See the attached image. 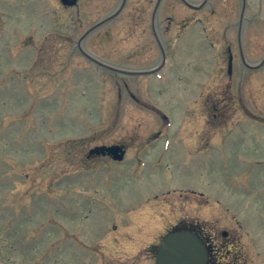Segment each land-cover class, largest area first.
Returning a JSON list of instances; mask_svg holds the SVG:
<instances>
[{"label": "rangeland", "instance_id": "1", "mask_svg": "<svg viewBox=\"0 0 264 264\" xmlns=\"http://www.w3.org/2000/svg\"><path fill=\"white\" fill-rule=\"evenodd\" d=\"M155 1L127 0L116 19L87 39L86 49L113 66L155 65L160 58L150 27ZM120 2L79 0L65 9L59 0H0V264H108L103 259L110 264H153L144 262V251L129 239L134 233L125 226L127 220L117 239L105 240L103 235L115 223L112 200L134 203L133 194L163 187L161 175H147L145 185L135 186L123 182V172L116 170L109 182L101 173L105 169L90 165L86 174L72 158L80 146L112 144L124 141L121 136L133 130L160 127L155 115L146 111L149 108L134 105L123 88L118 99V82L131 86L133 79L144 88L148 103L172 121L170 131L259 129L264 135V64L258 70H242L235 58L241 0H210L198 11L180 0H162L158 28L169 53L162 80L116 76L75 51L78 37ZM247 3L244 40L248 61L256 64L264 57V0ZM228 46L234 59L231 74L222 61ZM196 71L202 83L201 116L184 118L182 104H171L169 98H197L193 84L188 88ZM164 86L169 88L163 97L167 101L157 95ZM240 97L260 124L242 115L233 100ZM210 98L226 104L223 122L213 121L212 112L207 113L204 103ZM247 134L243 139L232 136L224 149L202 155L194 170L186 167L195 179L202 164L212 161L201 169L204 179L198 189L204 198L200 212L189 221L213 227L218 234L237 233L242 260L239 256L232 261L230 256L222 258V264H264V144ZM221 170H227L223 178ZM121 207L125 206L114 209ZM162 212L139 216L145 240L148 233L149 242L158 239L154 236L176 224L168 210Z\"/></svg>", "mask_w": 264, "mask_h": 264}, {"label": "flooded vegetation", "instance_id": "2", "mask_svg": "<svg viewBox=\"0 0 264 264\" xmlns=\"http://www.w3.org/2000/svg\"><path fill=\"white\" fill-rule=\"evenodd\" d=\"M78 3L79 0H74L73 4L63 5L62 2L60 1L62 8L65 9H71L77 6ZM246 10H247V5H246ZM158 13L159 12H157V18H156L157 31L162 41V45L165 49V52L167 53L166 51L168 48L167 44L161 37L158 28L159 26ZM246 21L247 19L245 18L243 21V29H242L243 54L241 55V53L238 50H236V54H235V58L237 59L236 61H238L240 68L242 70L244 69L249 70V64H252L248 61L249 52L246 45L247 41L244 40L245 32L247 39V31L245 27V25L247 24ZM187 23L188 22H185L182 28H185L187 26ZM150 27H151V32L153 34L152 12L150 16ZM90 36L86 38L85 42ZM155 43L158 47L159 56L161 58V51L156 40ZM75 51L80 56L84 57L79 50L75 49ZM86 51L89 55H92L88 51V49H86ZM93 56L94 55H92V57ZM160 58L155 63V65H151V66L145 65L143 67L130 69L133 71H140L144 73L140 75L139 74L130 75L129 77L131 79L138 77V78H143L144 80L148 78H153L154 74H147L145 72L155 71L159 69V67H161ZM222 61L225 62V64H227L226 72L228 74H231L232 63L234 62V59H233V55L231 54V50L229 46L227 49V56L223 55ZM230 63H231V67H229ZM197 73H199V77L194 76V74ZM115 74L116 76L124 77V75L121 73L117 72ZM178 79L179 78L176 77V80ZM133 81H134L133 79L130 81L131 86H129V84H127L124 81L117 83L119 85L118 87L119 92L117 95L118 99L122 97L121 88H123L125 91H127V95L129 99L134 103V105L139 106L144 110L148 108L150 109L146 111H149L150 113H153L155 115V118L159 120L158 124L160 125V127L156 130H152V131L150 130L148 132H143L141 130H133L129 132V134L121 136V138H123L124 141L119 140L112 144H102L93 147L80 146L79 148H77V150L79 149V151L74 152V157L72 158L75 160L77 159V162H79L80 165L84 168L86 174H88L87 171L91 169L90 165L91 166L94 165L97 168L105 169L104 172L101 171L100 172L104 175V177L107 178V181L109 182L112 180L111 175L113 171L115 172L116 170H119V172H123V177L121 178V180H123V182H125L126 184L131 183L135 186H142L147 183L146 181V179H148L147 175H149V177L150 176L157 177V175H161V182L163 184V187L155 188L153 186L149 190L143 193L133 194L130 198L134 201V203L130 205H121L117 203L116 200H112L111 206H112V213L114 215L113 218H115L114 219L115 223L111 226L110 231L106 232L103 235L105 240L117 239L119 235L124 234L123 231L125 230L121 226L124 224L122 222L125 219L127 220L125 226L128 229H131L132 232L134 233L133 236H129V239L130 240L132 239L134 241L133 242L134 246H137V248H139L140 251H144V260H145L144 262L149 263L150 261L154 264L158 252V246L160 240L168 232L176 231V230H189L200 238V240L203 242V244L206 247L207 256H208L207 264H222L220 260L222 258H226L230 256L232 261H238L240 259L242 260L243 254L241 253L240 250L243 249V247H241L240 241H237L239 240V236H236L237 233H235V235H232L231 232L222 230L220 231V234H218V231L215 230V228L213 227L201 228L198 225H196V223H194L193 220L189 221L191 218H193L196 214L198 215V213L200 212L201 198H204V193L198 189L200 186L199 182H200V178L204 179L201 176L203 175L202 171L204 170V168L206 169L209 166V164L212 163L211 159L209 158L208 162H204L202 164L203 165L201 168L202 171L201 169L199 170V173L195 176V179H194V172L192 176L191 170L186 167H192L194 170V167L196 165H201L200 159L202 155L207 154L208 152L214 149H218V150L224 149V143L230 140L232 136H236L239 139L248 138L249 135L247 133L251 132L254 134L251 137L252 138L254 137L253 139H255L256 141H258V143H261L263 145L264 142L261 139H264V135H261L260 131H254V130L247 132L228 131V130L201 131L198 130L197 127L195 129H191L187 131L183 130L177 132L166 130L163 128L164 121L166 119V115L164 114V112H162L160 108L153 106L150 102L148 103V101H150L148 100L149 96H147L148 92H145L144 88L138 87V85L133 84ZM191 81L193 82L191 83ZM141 84L143 83L141 82ZM192 84L193 87L196 89V93L194 94V96L197 97L193 101L191 98L181 99L180 97H176V96H172L171 98H169L171 104H182L184 108L183 110L184 118L189 117L190 115L193 118H198L201 116V110H200L201 95L203 93L201 92L202 83H201L199 71H196L195 73L192 74L188 88H190ZM188 88L185 89L186 90L185 92L189 90ZM225 89H226L225 85H223L222 90L225 91ZM143 93L145 94V96ZM157 93L159 96L164 97L168 93V88L166 86L159 87ZM219 95H222V92H220ZM163 100L167 101V98H163ZM214 100L215 99L210 98L209 100H207V104L204 103V106H207L206 108L208 114L212 112L211 114L212 117L211 116L210 117L213 121L216 122L217 120H219L220 122H223L225 117L228 115V113H226V108L223 109V106H226V104L225 103L220 104V102ZM224 100L228 102L230 99H224ZM233 100H235V102L237 100L236 105L237 103H239L240 112L242 113L243 116H246L248 118L252 117L248 113L246 104L243 103L244 99H241L240 97L238 99L233 98ZM189 105L192 106L191 111L189 109ZM234 110L237 111V109ZM126 132L127 131L119 132V135H123ZM246 160H243V162H245ZM108 167L111 169V171L107 170ZM221 171H225L223 175L221 174L223 178L225 177L224 174L226 173L227 170H221ZM98 174L100 173L98 172ZM185 187L186 189H184ZM104 202H106V200H104ZM184 202H187V207L184 206ZM105 205L107 206V204ZM115 205H118V207L120 206H125V207L114 209ZM164 210H168V212L174 217L176 224L173 227H171L169 230L167 228V230L164 231L162 235H155V234H154L155 236L153 235L158 239L149 242V239H151L152 236L149 235L148 233V238L145 240V233H144L145 229H142L144 228V226L141 225L139 221L140 220L139 216H142V214H146L148 212H156L158 213V216H160L162 215L163 213L162 211ZM220 240H224V241H220ZM230 248L234 251V253L230 254V250H231ZM239 256H241L240 259ZM138 260L143 261L141 258L136 259V261ZM105 261L106 263H108L107 260ZM232 264H235V262H232Z\"/></svg>", "mask_w": 264, "mask_h": 264}, {"label": "water", "instance_id": "3", "mask_svg": "<svg viewBox=\"0 0 264 264\" xmlns=\"http://www.w3.org/2000/svg\"><path fill=\"white\" fill-rule=\"evenodd\" d=\"M117 13L118 11L87 33L113 18ZM206 261L207 253L204 245L195 235L184 231L168 234L164 238L159 248L156 264H206Z\"/></svg>", "mask_w": 264, "mask_h": 264}]
</instances>
